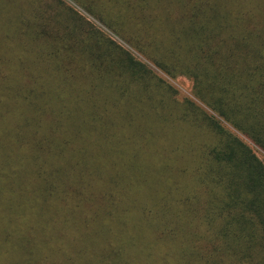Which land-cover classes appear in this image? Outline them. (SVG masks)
Segmentation results:
<instances>
[{
  "label": "trees",
  "instance_id": "1",
  "mask_svg": "<svg viewBox=\"0 0 264 264\" xmlns=\"http://www.w3.org/2000/svg\"><path fill=\"white\" fill-rule=\"evenodd\" d=\"M86 1L218 119L61 1L0 0L7 264H264V166L223 125L264 151V0Z\"/></svg>",
  "mask_w": 264,
  "mask_h": 264
},
{
  "label": "rangeland",
  "instance_id": "2",
  "mask_svg": "<svg viewBox=\"0 0 264 264\" xmlns=\"http://www.w3.org/2000/svg\"><path fill=\"white\" fill-rule=\"evenodd\" d=\"M62 3H64L68 8L75 11L79 16L83 17L88 23H90L95 29H97L99 32H101L106 38H108L114 45L117 47H120L127 53H129L136 61L143 64L152 74H154L157 78H159L161 81H163L166 86H168L170 89L174 91V100L179 103V105H184L185 103L192 104L199 109H201L203 112H205L207 115L211 117L217 118V115H215L213 112H211L208 108L203 106L194 96H193V84L190 80H188L185 77H178L174 80L169 79L164 74H162L158 69H156L153 65H151L146 59H144L141 55L137 53V51L134 49V47L130 46L127 41L122 37V32L118 31L115 33L108 24H105L100 20L96 14L93 15L90 11L92 10L91 7H89V3L86 0H80L81 3H79V0H59ZM110 1V0H109ZM95 13V12H94ZM107 19L111 21V17L107 16ZM161 98H156V100H159ZM164 100V99H163ZM162 103L161 106V117H171L172 113H170V110L172 106L168 107L167 101ZM170 104V102H169ZM225 127H227L229 130L234 132V134L244 143L250 146L252 149L253 154L258 159V161L264 166V151L260 148L252 145L247 139H245L242 135L237 133L236 131L232 130L225 124H223ZM5 217L6 214H2L1 208H0V264H7L6 260V250L4 246V242L2 240L1 232L4 230V223H5Z\"/></svg>",
  "mask_w": 264,
  "mask_h": 264
}]
</instances>
